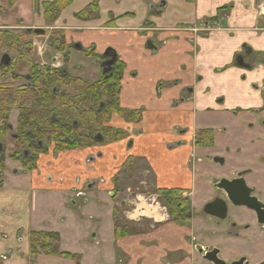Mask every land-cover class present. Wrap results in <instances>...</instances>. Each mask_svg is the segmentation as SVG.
<instances>
[{"label": "crops", "instance_id": "1", "mask_svg": "<svg viewBox=\"0 0 264 264\" xmlns=\"http://www.w3.org/2000/svg\"><path fill=\"white\" fill-rule=\"evenodd\" d=\"M93 1L88 16L84 11ZM16 4L32 13L30 0ZM257 5L258 0H74L61 10L70 47L60 54L68 56L69 77L94 83L115 63L122 65L118 105L139 121L114 114L105 127L122 137L105 135L82 152L40 154L33 171L8 159V133L0 173V264H192L193 257H181V251L191 254L185 238L193 229L213 231L210 218L164 222L148 234L142 223L136 226L141 235L116 241L117 199L136 190L180 191L199 213L216 196V182L246 172L247 186L264 203V8L259 12ZM206 26L208 32H199ZM246 48L251 58L236 65ZM109 49L116 58L106 67ZM57 65L53 59L51 66ZM115 116L117 128L110 125ZM17 117L11 109L12 132ZM109 148L120 150L107 160ZM122 160L126 171L111 169ZM243 213L246 220L243 214L234 220L250 225V239L225 241L228 262L248 256L256 245L253 217ZM31 233L56 234L57 252L77 258L32 256Z\"/></svg>", "mask_w": 264, "mask_h": 264}, {"label": "trees", "instance_id": "2", "mask_svg": "<svg viewBox=\"0 0 264 264\" xmlns=\"http://www.w3.org/2000/svg\"><path fill=\"white\" fill-rule=\"evenodd\" d=\"M23 63V59L19 58L7 65H0V74L12 79L9 84L0 85V138L4 136L8 127L6 121L11 109L19 110L18 132L24 136L26 131H32L38 139L45 137L51 140L55 144V151L59 153L81 152L91 147L95 143L93 138L96 134H100L102 138L105 135L111 136L112 140L122 137V134L114 135L110 128L105 127L114 114L130 119L129 121L132 122L139 121L132 116L131 112L121 110L118 105L122 65L115 63L109 74L103 75L98 82L89 85L81 80L70 78L62 72H51L34 67L31 69L29 82L26 85L14 87L13 82L20 81L15 72L24 67ZM13 76L16 77L13 78ZM59 86L69 88L70 91L60 92ZM33 122L40 125L39 131L34 129ZM83 124H85L84 127ZM93 127L96 132L90 133ZM207 133L209 135L210 131ZM23 136L17 145L26 149L27 146L23 145ZM26 164L28 163H24L25 167L29 168L30 165ZM183 202L187 205L186 201ZM173 203L176 204L178 201H165L163 204L177 208L178 214L182 213L181 203L175 206L172 205ZM113 218L115 237L121 239L126 231L125 227L118 223L120 215L116 210ZM56 241V234L31 233V255L77 258L58 253L53 244Z\"/></svg>", "mask_w": 264, "mask_h": 264}, {"label": "flooded vegetation", "instance_id": "3", "mask_svg": "<svg viewBox=\"0 0 264 264\" xmlns=\"http://www.w3.org/2000/svg\"><path fill=\"white\" fill-rule=\"evenodd\" d=\"M257 10L259 12L263 11L264 8V0H258V5L256 6ZM209 27H204V29L199 30V32H208ZM194 32H196L194 30ZM249 50V54L246 53V51ZM252 51L250 49H245V52L240 55H237L235 57V64L241 65L244 64V59L249 57L251 58ZM238 62V63H237ZM16 76H13V78ZM30 77L27 76V81H29ZM18 111V117H17V124L16 129L14 132H12V126L8 123V118L6 121V130L4 132V136L0 138V173H2L3 170V163H4V141L7 137L8 133L9 138L12 140L13 145L11 146V153L8 155V159L19 162L22 166V169L24 171H33L36 169V158L40 154H46L50 153L52 156L57 157L59 153L55 151L54 143L47 139L42 138L38 139L34 132L32 131H26L24 133V136L21 134V132H18V118H19V110ZM34 129L36 131L40 130V125L36 122H33ZM76 125V124H75ZM24 137V144L26 145V149L20 148L17 145V142L20 140L21 137ZM100 134H96L93 138L94 144L89 148H94L96 144L101 140ZM196 144V142H195ZM87 148V149H89ZM85 150V149H84ZM21 151V152H20ZM82 152V151H81ZM66 153V152H65ZM6 159V158H5ZM24 163H28L26 165H30V167H25ZM246 172H238L236 174H233L230 179L224 178V182H227L228 184H224L225 188L223 190H219L216 188V185L218 182H216L213 185V190L216 192V196H214L211 200V202L205 204L200 210L199 213H195L192 209L191 202L189 199V195L187 193H183L180 191H172L170 194L165 193L164 191H156L152 194H148V196L143 200V203H140L137 196L135 198H130L128 211L125 215V217L129 221H135L138 220L141 217V221L144 222L143 227V233L148 234L150 231H155L157 229V226H160L164 222L171 223L175 225H186L188 222L193 220L194 218H199L201 221H204L206 217L210 218V223L213 225L214 230L205 233L202 230L198 231L196 229H193V232L185 238V245L189 247L190 252L187 253L186 251H181V257H193L192 264H264V223L259 220L258 215L262 216V212L264 211V203L261 201L260 197L256 195V192L254 189L247 186L246 181L244 179V176L246 175ZM1 179V177H0ZM242 180L244 182L245 188L247 189V192L243 189L240 183H236V181ZM91 188V184H88L84 190H88ZM226 192V193H225ZM83 193V192H82ZM82 193H78L77 196L81 195ZM229 196H232L235 200H242L244 196H248L250 199H254L257 204L260 205V208H255V210H250L246 208L245 206H234L229 200ZM135 201L132 203V200ZM221 200L224 202V212L222 213L220 207L216 206L214 208L210 209L211 214L206 213L205 208L208 204ZM165 201L170 202H177L176 204H172L173 206L179 205L180 203V209L181 212L178 214L176 212V209L174 207L170 206H164ZM187 202V205L185 202ZM146 206V208L150 209H157V211L152 214H143L138 217L132 216L136 213H138L139 205ZM255 207V206H254ZM114 211L116 210L118 215H120V219L118 220V223H120L122 226L125 227L124 224L121 223L120 220L124 218L122 211L118 208V206L114 207ZM137 210V212H136ZM243 212H246L250 214L253 218H251L250 223L254 224L255 226V234L253 238L255 239V247L250 252V254H247L248 256L240 257L237 260L228 262L224 259V250L227 248V244L225 241L227 239H237V240H249L250 238H247L245 233L250 229V225L247 223L245 225H238L234 217H236L238 214H243L246 216L244 220H246L249 216L244 214ZM264 214V213H263ZM218 215H224V218H218L216 216ZM157 217L159 220H157ZM264 218V215L262 216ZM125 219V218H124ZM125 221L129 224L125 227L126 234L121 239H116L115 234V240L121 241L127 237L130 236H137L141 235L142 233L139 231L140 228H137V225L132 224L131 222H128L126 219ZM246 222V221H245ZM113 229H114V218H113ZM114 231V230H113ZM262 256V257H261ZM255 257H259L258 261H253Z\"/></svg>", "mask_w": 264, "mask_h": 264}, {"label": "rangeland", "instance_id": "4", "mask_svg": "<svg viewBox=\"0 0 264 264\" xmlns=\"http://www.w3.org/2000/svg\"><path fill=\"white\" fill-rule=\"evenodd\" d=\"M16 1L18 2V0H0V61L3 55H7L11 61L17 60L19 58H22L24 61V67L15 72L17 73L16 75L19 77L20 81L13 82L12 85L14 87H18V83H20L19 85H26L29 81H26L25 77H29V75L31 74V69L34 67L36 69H46L51 72L58 71L70 76L68 72H73V69L71 67L69 68L66 63L68 56L60 54L65 53V49L70 46L67 45L68 41L66 39V32L64 33L63 31V28L66 31L67 28L62 27L61 23L59 22V16L61 15V10L65 9L64 7H67L68 4L72 3L74 0H30L32 11V13L30 14L27 8L26 12L22 13V11L18 9L17 4L16 7H13ZM95 2L96 1L91 2L84 11L86 13L90 11L88 16H91V12L95 10ZM26 13L29 18L26 17ZM82 13L83 12L79 13L80 16L83 15ZM29 28H31L32 31H28L27 29ZM34 29H42L44 33H34ZM75 29L78 28H73V30ZM53 59H57L59 62V65H57L56 67L51 66V61ZM60 63L62 64L60 65ZM0 79L4 81L7 80L8 82H6L5 84H9L12 80L9 76H2L1 74ZM1 80L0 82H2ZM86 84L89 85L93 83H89V81H87ZM58 90H60V92L70 91L69 88H65L62 86H59ZM110 123L109 124L111 126H114V128L120 126V121L116 116L114 117V120H112V122L110 121ZM84 125L85 124H83V127ZM93 132H96V129H94V127L90 130V133ZM122 141H124V139ZM119 150V148L117 150L113 148L106 149L105 153L107 151V160L109 155L117 154ZM125 156L126 155H124V158ZM123 160L122 162H119L118 166L111 167V169L117 170L118 172L126 171V165L128 164V162L124 161V163ZM138 161L139 160L135 159V162ZM143 189L142 191L145 190ZM140 192V190H136L134 194H128L126 198L120 196L117 199V206L122 211L124 218L128 222H131L132 224L134 223V225L137 226L142 225V223L144 224L143 221L140 222L141 217L138 220L129 221L125 217V215L128 211V206L130 205V198H135V196H137L140 203H143L142 199L148 196L146 192L138 195L140 194ZM76 201L77 197L75 201H71L70 206L72 207V205ZM134 201L135 199L132 200V203ZM124 218H122V220L120 221L126 226L129 223H127Z\"/></svg>", "mask_w": 264, "mask_h": 264}, {"label": "water", "instance_id": "5", "mask_svg": "<svg viewBox=\"0 0 264 264\" xmlns=\"http://www.w3.org/2000/svg\"><path fill=\"white\" fill-rule=\"evenodd\" d=\"M28 31H32V29H27ZM33 32L34 33H40V34H43L44 33V31L42 30V29H34L33 30ZM147 46L149 47V48H151V46H150V44H147ZM75 49H79V47L78 46H76V47H74ZM155 49V48H154ZM246 53L247 54H249V50L248 51H246ZM104 57L106 58V59H108L105 63H104V66H106V67H111L112 65H113V63H114V61H115V58H116V56H115V53L112 51V50H106V52L104 53ZM9 58H8V56L7 55H4V56H2V59H1V62H0V64L1 65H7L8 63H9ZM238 63V62H237ZM107 71L108 70H106L105 72L107 73ZM236 183H240L241 184V186L243 187V189L247 192V189L245 188V185H244V182L242 181V180H238V181H236ZM224 184H228L227 182H224V180H221L220 182H218V184L216 185V188L217 189H219V190H223L224 191V188H225V185ZM226 193V192H225ZM228 197H229V200H230V202L232 203V204H234V206H245L246 208H248V209H252V210H255V208H260V205L259 204H257L256 203V201L254 200V199H250V198H248V196H244V198L242 199V200H235L232 196H229V194H228ZM216 206H218V207H220V209H221V211H222V213L224 212V202H222L221 200H217V201H214V202H212V203H210V204H208L207 206H206V208H205V211H206V213H208V214H211V212H210V209L211 208H214V207H216ZM255 206V207H254ZM264 213V211L262 212V216L264 215L263 214ZM258 215V218H259V220H261V222L262 223H264V218L261 216V215H259V214H257ZM216 217H218V218H224V215H218V216H216Z\"/></svg>", "mask_w": 264, "mask_h": 264}, {"label": "bare ground", "instance_id": "6", "mask_svg": "<svg viewBox=\"0 0 264 264\" xmlns=\"http://www.w3.org/2000/svg\"><path fill=\"white\" fill-rule=\"evenodd\" d=\"M107 142V141H106ZM80 150V149H79ZM21 152V151H20ZM139 207V209H138V213H136V214H134L133 216H132V218L133 217H138V216H140V215H143V214H152V212H156L157 211V209H152L151 211H150V209H148V208H146V206H142V204L141 205H139L138 206ZM136 212H137V210H136ZM157 219H159L158 217H157Z\"/></svg>", "mask_w": 264, "mask_h": 264}]
</instances>
